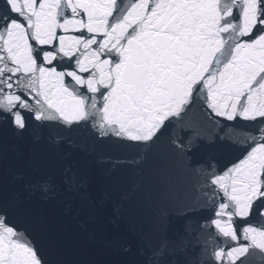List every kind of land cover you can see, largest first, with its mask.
<instances>
[{
	"label": "snow or ice",
	"instance_id": "6c2138e0",
	"mask_svg": "<svg viewBox=\"0 0 264 264\" xmlns=\"http://www.w3.org/2000/svg\"><path fill=\"white\" fill-rule=\"evenodd\" d=\"M97 243L264 253V0H0V264H97Z\"/></svg>",
	"mask_w": 264,
	"mask_h": 264
},
{
	"label": "water",
	"instance_id": "95a60500",
	"mask_svg": "<svg viewBox=\"0 0 264 264\" xmlns=\"http://www.w3.org/2000/svg\"><path fill=\"white\" fill-rule=\"evenodd\" d=\"M210 112V110H208ZM194 119H204L205 113L203 111L198 110L194 116ZM159 159L153 158L149 161V163L145 166L146 173L151 174L152 170L158 167ZM132 220L134 222H138L139 218L135 215L132 216ZM100 231L105 236H111L115 231L112 226L108 223L106 217H101L100 219ZM121 234L127 236L128 234L124 231L123 225L120 229ZM131 237H129L130 239ZM89 258L96 261L97 264H113L114 261L120 259V257L115 254L112 249L106 248L103 244L97 243L91 250L89 254ZM246 264H264V253H261L257 249H250L249 254L246 257Z\"/></svg>",
	"mask_w": 264,
	"mask_h": 264
}]
</instances>
